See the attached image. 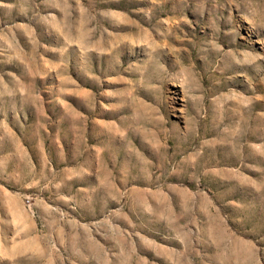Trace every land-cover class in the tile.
<instances>
[{
    "label": "rangeland",
    "instance_id": "obj_1",
    "mask_svg": "<svg viewBox=\"0 0 264 264\" xmlns=\"http://www.w3.org/2000/svg\"><path fill=\"white\" fill-rule=\"evenodd\" d=\"M0 264H264V0H0Z\"/></svg>",
    "mask_w": 264,
    "mask_h": 264
}]
</instances>
